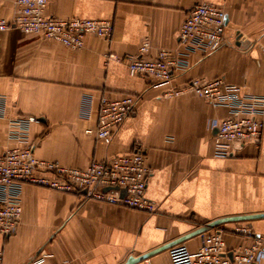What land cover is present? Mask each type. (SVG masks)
<instances>
[{"label":"crops","instance_id":"0c3cea01","mask_svg":"<svg viewBox=\"0 0 264 264\" xmlns=\"http://www.w3.org/2000/svg\"><path fill=\"white\" fill-rule=\"evenodd\" d=\"M16 1L0 0V19L14 20ZM203 1L224 10L225 45L188 57L189 68L169 83L132 77L124 59L138 55L144 41L152 56L182 52L179 30ZM46 14L111 21L113 35L88 36L79 51L14 28L0 35V96L8 106L0 154L15 146L8 125L19 117L37 120L30 128L36 157L67 167L83 169L140 147L151 171L146 196L157 211L27 185L17 234L0 237L3 264H27L40 254L47 264H187L205 226L223 230L228 249L251 243L236 228L264 236V131L257 141L235 144L229 158H217L210 124L227 111L195 93L164 97L190 81L222 78L264 98V0H49ZM127 95L136 98L134 114L109 141L87 134L96 130L103 96ZM86 99L93 103L90 118L82 112Z\"/></svg>","mask_w":264,"mask_h":264},{"label":"built area","instance_id":"2783aa9c","mask_svg":"<svg viewBox=\"0 0 264 264\" xmlns=\"http://www.w3.org/2000/svg\"><path fill=\"white\" fill-rule=\"evenodd\" d=\"M48 1L17 0L14 20L0 19V35L14 28L25 35H38L73 51L82 50L88 36L110 41L114 31L111 21L51 17L46 14ZM225 30L224 10L203 1L188 12L179 30L181 53L162 50L152 56L151 44L146 40L141 44L138 55L129 56L124 61L132 77L169 83L177 73L189 68L188 57L191 55L208 56L218 52L226 43ZM110 58L119 60L115 56ZM187 93H195L212 107L225 109L228 113L226 118L210 124V129L215 132V157L229 158L235 144L246 145L261 138L264 131L263 97L246 94L222 78L190 81L165 93L164 97H179ZM7 108L6 98L0 96V119L7 116ZM135 108L136 98L133 96H103L97 110L96 130H88L87 134L109 141L134 114ZM92 111V100H84V116L90 118ZM36 122L33 117H19L8 125L7 137L15 146L0 154V237L9 239L17 234L23 215L22 192L27 185L77 194L86 200L149 215L157 211L156 205L146 196L151 171L144 149L136 147L129 153L103 162L93 161L83 169L67 167L36 157L35 146L30 141V128ZM203 230L201 247L186 258L187 264H259L264 256V236L256 235L251 229L234 230L235 235L251 241L249 245L234 249H228L223 230L213 225L205 226ZM47 258V255L40 254L27 264H47ZM0 264H3L1 251Z\"/></svg>","mask_w":264,"mask_h":264},{"label":"water","instance_id":"95a60500","mask_svg":"<svg viewBox=\"0 0 264 264\" xmlns=\"http://www.w3.org/2000/svg\"><path fill=\"white\" fill-rule=\"evenodd\" d=\"M107 191V190H106Z\"/></svg>","mask_w":264,"mask_h":264}]
</instances>
